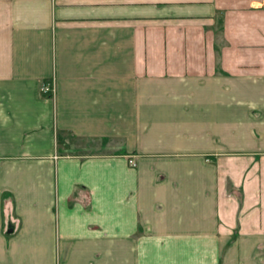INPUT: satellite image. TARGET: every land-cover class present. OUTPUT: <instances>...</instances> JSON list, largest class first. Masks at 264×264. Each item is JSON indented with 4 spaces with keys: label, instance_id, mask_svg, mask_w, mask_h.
Instances as JSON below:
<instances>
[{
    "label": "crops",
    "instance_id": "0c3cea01",
    "mask_svg": "<svg viewBox=\"0 0 264 264\" xmlns=\"http://www.w3.org/2000/svg\"><path fill=\"white\" fill-rule=\"evenodd\" d=\"M0 264H264V0H0Z\"/></svg>",
    "mask_w": 264,
    "mask_h": 264
},
{
    "label": "built area",
    "instance_id": "2783aa9c",
    "mask_svg": "<svg viewBox=\"0 0 264 264\" xmlns=\"http://www.w3.org/2000/svg\"><path fill=\"white\" fill-rule=\"evenodd\" d=\"M53 3L56 1V0H51ZM42 92L43 93H49V92H54V89L52 88V87H50V86H46V87H43L42 88ZM128 164L130 165V166H135V162L132 160V159H129L128 160Z\"/></svg>",
    "mask_w": 264,
    "mask_h": 264
},
{
    "label": "rangeland",
    "instance_id": "374dc122",
    "mask_svg": "<svg viewBox=\"0 0 264 264\" xmlns=\"http://www.w3.org/2000/svg\"><path fill=\"white\" fill-rule=\"evenodd\" d=\"M71 140H73L72 141V144H74L75 145V147L77 146V147H80V146H82V145H95L96 147H99V144H97V142H82V141H77V140H74V139H71ZM80 145V146H79ZM76 147V148H77Z\"/></svg>",
    "mask_w": 264,
    "mask_h": 264
}]
</instances>
